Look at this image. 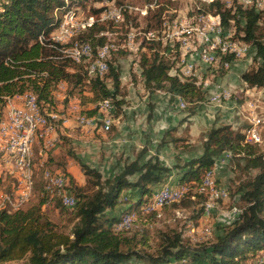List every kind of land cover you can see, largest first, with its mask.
<instances>
[{
    "label": "trees",
    "instance_id": "obj_1",
    "mask_svg": "<svg viewBox=\"0 0 264 264\" xmlns=\"http://www.w3.org/2000/svg\"><path fill=\"white\" fill-rule=\"evenodd\" d=\"M88 1L0 0V123L6 116L8 99L26 92L35 94L41 111L48 114L46 110L55 108V95L63 83L68 87L69 95H75L74 92L77 91L80 98L91 105L86 115L89 118H105L107 114L99 106L106 101L109 103V99L114 105L115 115L123 111L127 91L123 90L125 84L122 81L119 56L128 50L120 48L111 53L109 68L104 75L88 74L92 61L98 58L99 50L107 44L105 31L111 27L115 29V21L107 25L99 23L106 21L103 14L100 18L89 15L94 23L85 26V30L72 37L74 44H87L90 47L91 56L80 61L72 60L64 51L73 44L66 45L56 41V45H45L40 42V38H47L58 29L68 10L85 6ZM158 1L160 0H157L156 5ZM228 6L230 4L225 1L216 0L212 4H204L200 12L218 18L220 24L233 30L234 38L254 48L249 49V53L254 51V65L242 73L241 79L249 89L264 88V9L248 8L236 1L231 7ZM164 9L160 8V13ZM104 10L105 6L94 9V13L100 14ZM124 12L128 21L127 10ZM125 24L126 22L123 25ZM117 37L118 35L114 37L116 42ZM170 47L160 41L152 42L148 46L150 53H142L139 68L144 86L149 90L166 92L171 101L179 99L183 106L186 103V108L190 105H202L207 101V92L196 83L197 79L171 74V70L178 64L181 51L178 43V53L173 52ZM140 49L141 46L138 50ZM222 56L223 61H229L230 64L237 59L234 54ZM134 76L136 78L135 74ZM109 114L114 117V114ZM98 123L102 125V121ZM249 126L235 129L231 125H213L207 131L202 154L188 160L183 166L168 167L159 158L153 157L142 162L146 151L143 150L135 160L126 162L121 171L106 178L97 168L82 163L74 152L68 150L67 154L80 163L87 183L92 186V191H84L82 185L67 172L65 158L56 162V168L49 167L54 173H60L57 171L60 169L67 176L66 187L77 198L76 206L70 209L75 220L71 234L58 230L42 211L46 200L56 199V206L61 210L67 207L63 206L58 197L51 199L45 194L44 170L48 166L44 160L43 148H40L41 158L39 165L35 163L33 175L34 192L38 183L41 197L39 202L27 209L11 210L8 203L0 208V264H126L133 256L145 259L146 264H197L201 260L207 264H253L257 256L264 255V147L262 142L246 141ZM262 140L264 141L263 137ZM223 155H229L234 163L238 161L236 165L242 172L250 174L255 171V174L240 182L238 190L242 192L241 200L245 204L234 220L222 226V232L210 245H203L198 250L190 249L185 245L181 234L172 230L162 234L164 244L156 255L141 256L130 249V238L124 234L130 233L138 221L147 223L160 211L146 215L141 213L139 218L145 219V222L138 219L130 229L121 231L112 228L111 225L121 217L110 215L107 210L123 202L128 206L122 215L143 209L154 195L153 187L160 184L173 168L183 167L177 186L187 185L189 188L181 202H173V206L200 201L204 211L207 198L198 193L197 188L202 183L205 172L214 168L217 159ZM4 156V152L0 151V159ZM9 175L11 172L8 170L7 177ZM4 182L3 176H0V186ZM132 188L140 190V198L121 200L123 191Z\"/></svg>",
    "mask_w": 264,
    "mask_h": 264
},
{
    "label": "rangeland",
    "instance_id": "obj_2",
    "mask_svg": "<svg viewBox=\"0 0 264 264\" xmlns=\"http://www.w3.org/2000/svg\"><path fill=\"white\" fill-rule=\"evenodd\" d=\"M224 1L232 4L235 0ZM156 2L157 0H116L108 2L89 0L85 6L68 10L64 14L58 27L61 28V25L69 24L71 18L73 21H77L75 29L71 30V33L76 31L77 33L75 32V34H78L85 30L88 27L87 25L94 23V20L89 17V15L93 14L96 18H100L101 14H103V18L106 21L99 23H107V25H110L112 21L116 22L114 24L115 29L111 27L110 29L107 28V31H105V35L108 37L106 44L109 47L108 52L113 53L120 48L128 50L124 51V54H120L119 56V64L122 68V81L125 84L123 90L127 91V96L124 99L125 103L122 108L123 111L119 115L114 114V117L110 114L106 116L107 118L105 117V119H109L106 120V122L109 121V127L103 129L104 131L100 129L101 125H99V123L95 128L81 125L78 122V119L82 121L83 118L85 121L82 122H87V120H89V117L86 115L91 105L87 104L85 99L80 98L77 91L74 92L75 95H69L68 87L65 85H60L56 92L55 108L46 110L48 114H44L41 111L43 115H46V118L57 122L54 123L55 133L52 135V138L55 140L54 146L58 144L64 156L68 150H71L80 158L82 163L97 168L99 171L101 170L104 178L112 177L114 174L121 171L126 162L135 160L143 150L146 151L143 154L142 162H146L150 157H153L159 158L168 164L176 162V165L183 166L188 160L202 154L203 143L207 131L213 125H231L233 127L235 126V129H243L248 126L249 121H241V123L235 125L234 121L222 119L223 113H221V108L217 106L219 103H229L227 112L230 114H233L236 109L243 111L244 109H249V107H255L253 106L254 103L255 105L259 103V106H256L258 111L262 110V118H264V88L249 89L246 83L241 79L242 73L254 65V51L249 53V49L244 50V54H240V56L236 57L237 59L233 61L234 63H232L229 68L221 65L209 66L204 60H195V75L193 77L197 79L196 83L202 86L203 90L207 92V101L200 106L190 105L186 108V103L183 106V102L179 99L178 101H171L166 92L149 90L144 86L143 79L140 77L141 69L139 68L141 55L144 52L150 53L148 46L152 42H157H144L147 41L144 36L145 34L151 31H159L160 33L164 21L172 22L176 19L187 23V27L199 24L204 31L212 33L207 20L203 22L202 20L195 19L196 21L192 20L194 23L188 22L193 16L199 19L202 18L201 15L204 13L200 12V9H203L204 4L200 3L199 0H160L157 5ZM104 6L105 10L102 13H94V9ZM162 7L165 9L160 13V8ZM118 9L123 10V18H121L120 12L117 11ZM125 10H127V15L129 16L128 21L125 18ZM81 18H83V20H80ZM124 22H126L125 25H123ZM180 28V24L176 25L174 23V26L172 25V32L174 33ZM67 33H70V28H64L63 35H67ZM116 35H118L117 42L114 38ZM168 35H165L166 38L162 37L160 42L163 44H170V42H172V44L178 43L179 40L177 36ZM192 36L193 39L197 40V47H199L200 44L198 43L200 42H198V38L196 35ZM120 38L123 39L121 42H118ZM230 39L236 42H242L240 39L234 38L233 30L230 31ZM58 41L61 42V40ZM180 43L179 41L178 44ZM245 45V47H249L247 44ZM139 46H141L140 51L138 50ZM204 47L205 48L202 50L209 52L210 49H208L207 46ZM164 48L165 47H163V49ZM171 50L176 52L178 49L171 48ZM180 51L182 56V49H180ZM177 63L176 67L171 70V74H179L182 78L187 77L188 75H185L180 70L181 57ZM217 93L221 94V99H218L216 102ZM119 98L121 99L122 97L119 96ZM105 104L109 103L106 101ZM192 111L196 112L192 114ZM103 112H105V115L107 114V111ZM155 112L159 117L158 134H162V137L156 142V150L152 149V155H149L150 149L147 145L142 147L143 144L137 143L131 146L128 140H134L136 134L135 130L137 128L143 130L149 128L150 124L153 122ZM66 119H68V123L64 122ZM252 128H257V132L252 136H247L246 141L262 142V146L264 147V141L262 140V137L264 139V121H260V119L253 120ZM192 130H196V132L192 133ZM62 133L63 136L67 138L65 141L59 140V135ZM0 139L1 142H4L1 137ZM191 140L194 141L191 142ZM45 141L47 140L38 136L35 142V144H40V148H43L44 153V145L47 143ZM35 144L32 148L33 175L34 166L35 163H37L34 152ZM54 146H52V148ZM226 157H229V155ZM72 161L74 165L79 168L81 167L80 163L78 164L74 160ZM237 162L238 161L234 163L230 160L228 164L223 167L222 171L224 175L222 180H218L217 178L214 181H209L207 184L204 182V179H202V183L197 188L198 193L205 195L207 198L204 203L205 210L215 208L209 215H206L204 212L205 210H202L200 201L189 202L188 205L184 206L182 203L180 206L168 204L165 208L159 209L158 211L160 212L156 217H153L152 220L150 219L147 223H140L138 221L130 233L124 234L130 238L131 246L129 248L137 251L141 256H146L147 254L156 255L164 244L162 234L172 230L181 234L185 245L193 250H198L203 245H210L214 242L216 237L222 232V226L234 220L235 216L241 211L240 208L245 204L241 200L242 192L238 190L240 182L249 175L255 174V171H251L250 174L242 172V170L237 167ZM176 169L179 171L176 172V175L169 183L178 189L180 186L177 185H179L183 167ZM46 170L52 171L50 168L46 167L44 175ZM170 173L171 171L163 178L160 184L153 187V192L164 185V179L168 177ZM84 177L85 181L83 180L82 187L84 191L90 192L92 191V186L87 183L85 175ZM5 178L4 184L0 187V197H3L4 194H10L20 186L18 177H16L15 174L11 173L9 177L6 176ZM224 186L227 187V192H212L221 190ZM40 198L38 183H36V190L33 195H30L29 192L25 195V199L18 200V208H31L39 202ZM132 198L133 191L131 193V199ZM192 198L194 199L195 196L193 195ZM121 200H124L122 195ZM178 202H181V200ZM5 204L6 202L0 204V208L4 207ZM56 204V200H46L42 205V211L54 222L58 230L71 234L72 227L75 223L72 210L67 208L61 210ZM122 212L120 209H117L110 215L121 217ZM141 220L145 222V219L142 218ZM111 226L113 228V224ZM125 249H127V246ZM126 264H146V260L138 256H133ZM197 264L207 263L201 260L197 262ZM243 264H248V262H244Z\"/></svg>",
    "mask_w": 264,
    "mask_h": 264
},
{
    "label": "built area",
    "instance_id": "obj_3",
    "mask_svg": "<svg viewBox=\"0 0 264 264\" xmlns=\"http://www.w3.org/2000/svg\"><path fill=\"white\" fill-rule=\"evenodd\" d=\"M256 2H264V0H252V6L248 8L256 9ZM117 11L120 12L121 18H123V10L118 9ZM80 20H83V18H81ZM76 22L77 21H73L70 18L69 24H63L62 28L56 29L47 38H40V42L45 45H56V40H63V44H74V42H72L71 30L75 29ZM172 25H174V21H164L161 32L156 36L162 39V37H165V34H174L172 32ZM63 28H70V35H63ZM216 30L218 31V37H224V45H215L213 44V42H210L209 55H202L200 49L197 47V40L193 39L192 32H190V37H184V43L178 44L179 49H182V56H180V70L188 75V77L192 78L195 75V60L223 61L218 59V52H228V56H230V54H244V50L254 49L253 47H245V42H236L235 40L230 39L231 30L225 28L222 23L218 24V28H216ZM167 45H170L173 49H177V44H172V42H170V44ZM75 52L76 59L72 60L79 59L80 54L83 52L82 44H76ZM110 55L111 53L109 52L100 53V59L92 61V70H88V74H97L101 76L104 75L109 68L108 60L110 58ZM218 99H221V94L219 93H217L216 102ZM8 101L9 103L7 108V118L3 119V125L0 127V133H5V142H0V151H4L5 154H8L13 158L14 167L12 168L11 173L15 174L16 177H18L20 186L13 190L10 194H6L4 197H0V200L9 203V209L16 210L18 209V200L25 199V195L29 193L31 189L30 181H26V174L30 171L28 166V157L30 153H25V144L31 143L32 135H34L32 134V126H40L39 134H49V142L44 145L46 157L48 151L52 149L53 142H55V140L52 138V135L55 133L54 123L57 122L51 121L49 118H46V115H43L41 113V107L40 105H35L34 97L24 98L21 94L20 98H9ZM99 108H109V112L114 114L115 108L110 99L107 106H99ZM99 121H102V129L109 127L106 120H104V117L103 119H98L97 121L91 122H82L80 119H78V122L81 125L94 127L98 126ZM256 132L257 128H252L251 123L249 128L246 130V137L252 136ZM226 159L230 161L231 157H225L223 159L218 158L214 168L206 171L203 179L205 181L216 180L217 164L220 161H225ZM59 172L61 173L60 186H53L51 180V194L52 192H61V202H63V204L71 203L72 205V202L76 199V196L68 188H62V177L67 176L63 172ZM188 190L189 188L187 185H185V190H177L175 186L171 184L159 187L154 192L151 201L148 202V209L146 210V213H151V206L161 205V203L165 200L184 198ZM212 192H227V187L224 186L221 190H215ZM214 209L215 208L205 210L204 212L206 215H209ZM125 229H130V227L124 224L121 227V231H124ZM253 264H264V257L262 256V254L256 257Z\"/></svg>",
    "mask_w": 264,
    "mask_h": 264
},
{
    "label": "bare ground",
    "instance_id": "obj_4",
    "mask_svg": "<svg viewBox=\"0 0 264 264\" xmlns=\"http://www.w3.org/2000/svg\"><path fill=\"white\" fill-rule=\"evenodd\" d=\"M214 1H216V0H199V2L203 3V4H209V3L212 4V2H214ZM222 1H224V0H222ZM235 1L237 3H239V4H242V5L246 6V7L252 6V0H235ZM227 4H230V6H231V3L228 2ZM256 8L264 9V2H256ZM201 17H202L201 19H199L198 17H196V18L193 17L194 19L191 18V20H188V22H192V20H195V19L202 20L203 22L205 20H207L208 21V25H209L210 30L212 31V33H207V31H204L199 24L191 25L190 27H187V23H184V21H178V19H176L174 21V23L176 25L180 24L181 28L179 30H176L174 32V34H171V35L177 36L178 40L181 43H184V37H186V35H187V37H190V32H192V35H196V37L198 38V42H200V43H198V44H200L198 48L200 49L202 55H209L210 54V50H209V52H205V51L202 50L203 48H205L204 46H207V48L210 49V42H213V44H215V45H224V37H218V31L216 30V28H218V24H220V20L218 18H216V17H214V16H212L210 14H203V15H201ZM192 23H194V22H192ZM61 28H62V25H61ZM63 30H64V28H63ZM75 32L71 33V37H73L75 35ZM182 32H183V34H182ZM208 32H209V30H208ZM158 34H159V31L158 32L151 31L148 34H145L144 36H145L147 41H160L161 40L160 37L156 36ZM67 35H70V33H67ZM165 35H168V34H165ZM170 41H172V40H170ZM179 41H178V43H179ZM61 42H62V40H61ZM76 44H80V43H76L75 42V44H73L70 48H67V49L64 50L73 59H76V52H75L76 51ZM82 51L83 52L80 54L79 59L76 60V61H80L83 58H88V57L91 56V50H90V47L87 44H82ZM108 51H109L108 45L104 46L101 50H99V54H98L97 60L100 59V53H105V52H108ZM227 53L228 52H218V59L223 60L224 58H223L222 55L223 54H227ZM230 55H232V54H230ZM234 55H235V57L240 56V54H234ZM204 61L206 63H208L209 66L210 65H214V66L221 65L223 67L229 68L230 65H231L229 61H214V60H204ZM194 68H195V65H194ZM89 70H92V63L90 65V67H89ZM89 75L92 76V75H95V74H89ZM33 97L35 98V105H39L38 102H37V96L35 94H33V93H27L24 98H33ZM5 118H7V113H6ZM2 125H3V121L1 122L0 127ZM39 133H40V126H32V134H34V135H32L31 143H26L25 144V153H30V155L28 157V166H29V170L30 171L27 172V174H26V180L30 181V186H31L30 191H33L34 190V186H35L34 180H33V172H32V168H33L32 167V161H33L32 160V157H33L32 148H33V145L35 144V142L38 139V134ZM0 136L5 142V133H0ZM44 136L46 137L45 140H47L45 142H49V138L47 137L48 134H44ZM54 144H55V142H53L52 146H54ZM47 168H49V166ZM49 176H50V178H49ZM44 179H45V182H46V183H44L45 184V189H44L45 190V194L51 199L53 197H58L62 201V193L61 192H52V194H51V180H52L53 186H60L61 173H54V172H52L50 170H48V171L46 170L45 175H44ZM67 181H68L67 177H62V188H67L66 187L67 186ZM204 182L207 183V184L209 183V181H205V180H204ZM177 190H185V186H180ZM181 199L182 198H180V199H169V200L163 201L161 203V205H153V206H151V213L154 212V211H158L161 208L163 209V207H165L166 205L172 204L173 202H176V201H180ZM62 204H63V202H62ZM76 204H77V198L75 200H73L72 205H71V203H64L63 205L65 207L69 208V209H72V208H74L76 206ZM147 209H148V205L143 207V209L134 210V211H132L130 213H125L124 215L121 216L120 220L113 225L114 229L115 230H121V227L124 224L131 228L135 221H137L138 219L140 220L139 217H140L141 213H145V215L146 214H150V213H146ZM137 211H139V212H137ZM263 257H264V255H263Z\"/></svg>",
    "mask_w": 264,
    "mask_h": 264
},
{
    "label": "crops",
    "instance_id": "obj_5",
    "mask_svg": "<svg viewBox=\"0 0 264 264\" xmlns=\"http://www.w3.org/2000/svg\"><path fill=\"white\" fill-rule=\"evenodd\" d=\"M233 66V65H232ZM232 68V67H231ZM62 86H64V83L61 84ZM26 94V93H25ZM25 94L22 95V97H25ZM21 95L16 96L15 98H20ZM259 102V101H258ZM225 104V105H224ZM229 103L225 102V103H219L217 104L218 108H221V113H223L222 119L225 120H231L234 121L235 125H238L239 123H241V121H249L248 125H250L253 120L255 119H261L264 121L263 115H262V110L257 109L255 103L253 106L255 107H249V109H244L242 110H237L235 112H233V114H230L229 112H227V107ZM108 104H103L102 106H107ZM210 107V106H209ZM102 111H107V115L111 112H109V108H102ZM109 112V113H108ZM112 114V113H111ZM233 117V118H232ZM107 118V117H106ZM98 119H101V117H90L89 120H87V122H91V121H97ZM103 119V117H102ZM104 120H109V119H105ZM82 121H85V119L83 118ZM217 121V120H216ZM220 121V120H219ZM66 123H68V119L65 120ZM109 121H107L108 123ZM158 122H159V117L157 116L156 112L154 113V118H153V122L150 124L149 128H147L146 130L141 129V128H137L135 130L136 134L134 136V140H128L131 146L136 145L137 143H141L143 144L142 147H144L145 145H147V147L150 149L149 150V155H152V149L156 150V142L159 138L162 137V134H158ZM1 124V123H0ZM94 127V126H92ZM235 127V126H234ZM96 128V127H95ZM101 130H103L100 127ZM104 131V130H103ZM192 133H195L196 130H192ZM38 136L43 137L44 139H46V137L44 136V134H38ZM1 137V136H0ZM49 138V134L47 136ZM66 136H63V133L59 135V140L61 139L62 141H65ZM67 139V138H66ZM194 140H191V142H193ZM1 142V139H0ZM39 149H40V144L37 143L34 146V152H35V157H36V161L37 164L39 165L38 161L40 160L41 156L39 155ZM5 154V153H4ZM52 157V161H50ZM222 159L225 158V155L221 156ZM64 161L67 162V172H69L77 181V183L79 185L83 184V180L85 181V177L81 171V167L79 168L78 166L74 165V162L72 160H74L75 162H77L79 164V162L74 159L73 157H70L67 153H65V156L62 152V149H59L58 144L55 145L52 149H50L46 155V157H44V160L47 161V166L51 167V168H56V162L59 159H64ZM162 164L165 166H169V167H173V165H176V162H172V164H168L165 161L161 160ZM228 159H226L225 161H220L217 164V169H216V174H217V178L218 180H222V177L224 175L223 173V167H225L228 164ZM14 167V161L13 158L8 155L5 154V156L0 159V176H3L4 180L6 179L5 177L7 176V172L8 170L11 172L12 168ZM60 171V169H59ZM101 171V170H100ZM179 170H177L176 168H174L170 175L168 177H166L164 179L165 183L164 185L170 184L169 182H171V179L176 175V172H178ZM83 177V178H82ZM34 180V178H33ZM175 182V181H174ZM176 183V182H175ZM4 184V183H3ZM163 186V185H162ZM1 187V186H0ZM135 189V190H134ZM133 191V200L139 199L141 192L139 189L137 188H132V189H128L123 191L122 193V198L123 199H131V193ZM30 195H33L34 190L33 191H29ZM0 204H4V202L2 201ZM128 206V204L126 203H121L119 205H117L115 208L113 209H109L107 210V212L109 214L114 213L117 209H120V211L122 212L126 207Z\"/></svg>",
    "mask_w": 264,
    "mask_h": 264
}]
</instances>
